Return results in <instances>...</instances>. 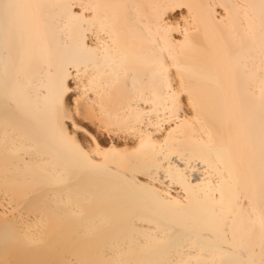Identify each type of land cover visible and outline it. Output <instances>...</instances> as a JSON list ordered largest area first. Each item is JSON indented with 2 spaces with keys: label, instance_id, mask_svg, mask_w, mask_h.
<instances>
[{
  "label": "bare ground",
  "instance_id": "6f19581e",
  "mask_svg": "<svg viewBox=\"0 0 264 264\" xmlns=\"http://www.w3.org/2000/svg\"><path fill=\"white\" fill-rule=\"evenodd\" d=\"M262 262L264 0H0V264Z\"/></svg>",
  "mask_w": 264,
  "mask_h": 264
},
{
  "label": "snow or ice",
  "instance_id": "6c2138e0",
  "mask_svg": "<svg viewBox=\"0 0 264 264\" xmlns=\"http://www.w3.org/2000/svg\"><path fill=\"white\" fill-rule=\"evenodd\" d=\"M6 7H8V6L6 5ZM262 264H264V262H262Z\"/></svg>",
  "mask_w": 264,
  "mask_h": 264
}]
</instances>
